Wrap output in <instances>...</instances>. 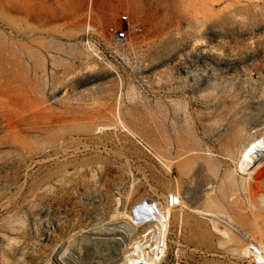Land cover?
<instances>
[{"label": "rangeland", "instance_id": "rangeland-1", "mask_svg": "<svg viewBox=\"0 0 264 264\" xmlns=\"http://www.w3.org/2000/svg\"><path fill=\"white\" fill-rule=\"evenodd\" d=\"M263 85L264 0H0V264H123L143 202L151 264H261Z\"/></svg>", "mask_w": 264, "mask_h": 264}, {"label": "bare ground", "instance_id": "bare-ground-1", "mask_svg": "<svg viewBox=\"0 0 264 264\" xmlns=\"http://www.w3.org/2000/svg\"><path fill=\"white\" fill-rule=\"evenodd\" d=\"M235 1L237 2L239 0ZM197 86L198 84L194 85L195 88ZM251 128L252 127L247 128V133L244 136L242 143L238 146L237 152L235 154L236 164L240 170V173L244 172L247 174V177L245 178H248L250 173L252 174L253 171L255 172L257 168L263 166L264 164V133L256 134L255 131L248 132L251 130ZM162 209L163 208L160 203L152 204L151 202H143L140 204L138 209L139 216L142 218H147L152 224V229L150 232H148V234L145 233V236L149 235L151 243L143 245V243L135 242L130 252L124 251L122 253V257L124 259L123 264H151L149 261L151 258V252L158 250V254H161V250L159 249L167 245L164 232L168 226V215H166ZM190 209L200 213V215H207L208 217H211L210 219L213 217H224L223 215L217 214L210 209H201L195 206L190 207ZM228 222L237 228V226L231 220L228 219ZM241 233L251 243L247 246L246 251L253 254L259 263L264 264V244L256 243L254 240L249 238L247 234L242 231Z\"/></svg>", "mask_w": 264, "mask_h": 264}, {"label": "built area", "instance_id": "built-area-1", "mask_svg": "<svg viewBox=\"0 0 264 264\" xmlns=\"http://www.w3.org/2000/svg\"><path fill=\"white\" fill-rule=\"evenodd\" d=\"M110 31L115 38L125 41L129 37L130 33L133 31L140 32L141 28L137 25L132 26L127 18V15L121 13L117 16L114 24L110 26ZM172 264H184V262L180 258H176Z\"/></svg>", "mask_w": 264, "mask_h": 264}, {"label": "water", "instance_id": "water-1", "mask_svg": "<svg viewBox=\"0 0 264 264\" xmlns=\"http://www.w3.org/2000/svg\"><path fill=\"white\" fill-rule=\"evenodd\" d=\"M132 212H133V210H132Z\"/></svg>", "mask_w": 264, "mask_h": 264}]
</instances>
